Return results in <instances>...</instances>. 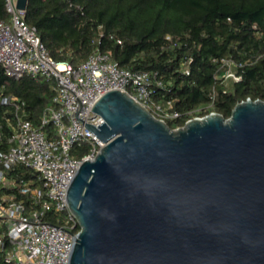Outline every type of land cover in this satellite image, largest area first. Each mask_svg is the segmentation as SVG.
<instances>
[{"label": "water", "instance_id": "water-1", "mask_svg": "<svg viewBox=\"0 0 264 264\" xmlns=\"http://www.w3.org/2000/svg\"><path fill=\"white\" fill-rule=\"evenodd\" d=\"M92 110L105 146L68 189L69 264H264V100L175 129L120 90Z\"/></svg>", "mask_w": 264, "mask_h": 264}, {"label": "trees", "instance_id": "trees-1", "mask_svg": "<svg viewBox=\"0 0 264 264\" xmlns=\"http://www.w3.org/2000/svg\"><path fill=\"white\" fill-rule=\"evenodd\" d=\"M7 19L0 0V20ZM26 21L55 60L77 66L99 48L123 69L157 73L163 87L154 86L155 103L172 102L181 115L167 121L172 129L211 112L229 118L247 98L264 100V0H28ZM224 58L242 64L240 81L217 78L222 70L214 60ZM54 87L40 78L13 80L0 65V150L14 118L4 99L24 102L25 117L39 126ZM76 150L82 157L88 147ZM0 264H8L2 256Z\"/></svg>", "mask_w": 264, "mask_h": 264}, {"label": "built area", "instance_id": "built-area-1", "mask_svg": "<svg viewBox=\"0 0 264 264\" xmlns=\"http://www.w3.org/2000/svg\"><path fill=\"white\" fill-rule=\"evenodd\" d=\"M5 1L8 19L0 20V65L13 80L28 76L54 81L55 97L39 126L25 117L24 102L3 101L14 107V118L8 121L12 132L7 148L0 150V256L8 264H69L81 225L69 207L68 189L81 165L94 162L105 146L87 128L104 122L92 110L96 102L105 93L120 90L165 122L181 115L172 102L155 103L154 86L163 87L157 73L123 69L99 48L77 66L55 60L36 27L27 23L26 10L18 9V0ZM214 61L222 70L217 78L241 80L236 68L242 64L225 58ZM210 98L214 102L215 94ZM248 100L252 99L242 102ZM2 137L0 132V141ZM84 146L87 153L73 156V150Z\"/></svg>", "mask_w": 264, "mask_h": 264}, {"label": "rangeland", "instance_id": "rangeland-1", "mask_svg": "<svg viewBox=\"0 0 264 264\" xmlns=\"http://www.w3.org/2000/svg\"><path fill=\"white\" fill-rule=\"evenodd\" d=\"M75 150H73V152H74Z\"/></svg>", "mask_w": 264, "mask_h": 264}]
</instances>
